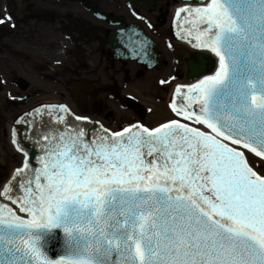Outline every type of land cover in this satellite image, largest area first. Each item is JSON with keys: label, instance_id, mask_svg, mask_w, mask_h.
Masks as SVG:
<instances>
[{"label": "snow or ice", "instance_id": "6c2138e0", "mask_svg": "<svg viewBox=\"0 0 264 264\" xmlns=\"http://www.w3.org/2000/svg\"><path fill=\"white\" fill-rule=\"evenodd\" d=\"M174 25L216 60L175 85L173 118L113 130L60 104L17 119L0 264H264V0H182Z\"/></svg>", "mask_w": 264, "mask_h": 264}, {"label": "flooded vegetation", "instance_id": "af4514ba", "mask_svg": "<svg viewBox=\"0 0 264 264\" xmlns=\"http://www.w3.org/2000/svg\"><path fill=\"white\" fill-rule=\"evenodd\" d=\"M170 2L158 4L155 20ZM149 12L121 0H0V129L4 115L15 120L40 105L60 104L74 117H88L113 130L136 120L150 126L154 108L137 107L134 92L128 91L148 71L136 62L116 59L108 43L110 31L117 28L110 23L112 17L147 31ZM176 37L170 25L164 28L162 66L153 69L162 72L156 85L169 96V111L172 86L184 81L186 59L193 53L173 43ZM19 99L26 103L13 104ZM136 109L140 114L148 109L143 119Z\"/></svg>", "mask_w": 264, "mask_h": 264}, {"label": "water", "instance_id": "95a60500", "mask_svg": "<svg viewBox=\"0 0 264 264\" xmlns=\"http://www.w3.org/2000/svg\"><path fill=\"white\" fill-rule=\"evenodd\" d=\"M130 6H136L140 9H150L155 8L157 2L163 0H127ZM176 0H174L175 2ZM182 3V0H177ZM102 17V15L100 16ZM102 18H105L103 15ZM112 25H122L123 21L121 18L114 17L110 19ZM164 20L157 22L158 26L164 24ZM174 24V20H173ZM109 45L114 51V56L117 59L124 60H135L139 64L143 65L147 69H151L155 66L160 67L162 62V54L157 51L155 42L145 34L142 29L136 24H130L123 28L113 30L109 34ZM188 44L187 41H184ZM193 65H197V70L193 71ZM214 68V60L211 56L206 54H194L190 59L187 60L186 66V79L189 82H195L196 79H199L203 74L210 73ZM17 104H24V100H18L15 102ZM142 117V115H140ZM25 118L23 116L21 121ZM68 120H71L75 123H82L79 121H74V117L66 116ZM31 120L32 117H27ZM166 119H156L152 120L150 126L155 125L157 122H162ZM98 127L97 125H93ZM18 131L21 136H23L25 125L21 122L17 124ZM27 144V141H24ZM253 164L256 166L258 171L264 170L261 168L260 162L253 160ZM0 177H6V174L3 173V170L0 169Z\"/></svg>", "mask_w": 264, "mask_h": 264}, {"label": "rangeland", "instance_id": "374dc122", "mask_svg": "<svg viewBox=\"0 0 264 264\" xmlns=\"http://www.w3.org/2000/svg\"><path fill=\"white\" fill-rule=\"evenodd\" d=\"M154 17L149 15L148 19L152 21ZM151 23L152 22H149L147 26L150 36L153 37L156 41H158V43H161L160 44L161 47H164L165 44L161 35L162 29L153 27ZM161 73L162 72H158L157 70L146 72L141 80H138L133 85H130L128 89V91L134 92L136 99L140 104L145 106H151L154 108L152 120L172 118L171 113L168 110H166L167 106L165 103L166 101H168L169 96L162 95V93L157 88L158 86L155 83V81H157V77H159ZM28 107L29 105L20 108V110L27 109ZM4 116H5V121L12 120L8 118L7 115ZM5 129H6L5 127H2V129H0V143H1L0 151L3 152L2 156L4 155L3 156L4 159L2 158V156L0 157V163L4 165L6 171H10L14 166H17L19 164L21 160V156L17 154L13 150L11 144L8 143L4 132ZM1 141H3L4 143ZM2 160L3 161L5 160L7 162L4 164Z\"/></svg>", "mask_w": 264, "mask_h": 264}, {"label": "bare ground", "instance_id": "6f19581e", "mask_svg": "<svg viewBox=\"0 0 264 264\" xmlns=\"http://www.w3.org/2000/svg\"><path fill=\"white\" fill-rule=\"evenodd\" d=\"M181 4V3H180ZM180 4L179 5H177V7L178 6H180ZM186 43V42H185ZM188 45H190V44H188ZM198 53H200V54H206V55H208V56H211L212 57V59L214 60V68H213V70L212 71H214V69H215V60H216V58L212 55V53H210V52H205V51H199ZM188 82H186V83H182V84H187ZM13 129L14 130H16L15 129V127H13ZM257 160H259L258 158H257Z\"/></svg>", "mask_w": 264, "mask_h": 264}]
</instances>
